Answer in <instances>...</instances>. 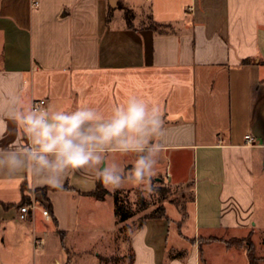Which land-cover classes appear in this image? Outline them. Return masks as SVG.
<instances>
[{
    "label": "crops",
    "instance_id": "1",
    "mask_svg": "<svg viewBox=\"0 0 264 264\" xmlns=\"http://www.w3.org/2000/svg\"><path fill=\"white\" fill-rule=\"evenodd\" d=\"M9 88L46 107L108 109L137 94L159 109L155 178L184 193L164 217L115 220L130 230V264H186L193 252L203 264L201 251L207 264H249L245 248L200 238L250 233L264 264V0H0V103ZM22 137L8 121L0 147ZM98 182L74 171L58 190L0 168V264H78L68 238L104 230L96 209L113 202L92 194ZM23 199L39 204L27 220Z\"/></svg>",
    "mask_w": 264,
    "mask_h": 264
},
{
    "label": "clouds",
    "instance_id": "2",
    "mask_svg": "<svg viewBox=\"0 0 264 264\" xmlns=\"http://www.w3.org/2000/svg\"><path fill=\"white\" fill-rule=\"evenodd\" d=\"M8 121L25 141L0 147V168L9 175L31 172L35 183L59 190L69 173L81 171L113 191L138 190L145 199L156 191L163 119L137 94L108 109L93 103L64 109L26 103L9 88L0 103V139ZM186 264H199L195 252Z\"/></svg>",
    "mask_w": 264,
    "mask_h": 264
},
{
    "label": "rangeland",
    "instance_id": "3",
    "mask_svg": "<svg viewBox=\"0 0 264 264\" xmlns=\"http://www.w3.org/2000/svg\"><path fill=\"white\" fill-rule=\"evenodd\" d=\"M122 14V13H118ZM120 16V15H119ZM154 183L156 185V191L151 195L150 198L146 199L149 203V208L147 211H151L153 208L160 204H164V201L170 200L171 198L179 197L183 195L184 191L182 188L180 189V185L174 186L170 182L165 179L158 180L154 178ZM188 185V184H186ZM104 186V185H103ZM185 186V185H184ZM105 189L109 190L111 193L114 191L110 188L104 186ZM123 192V196L127 198L133 206L141 197L139 196L138 190H121ZM164 192V196L167 198L161 201V193ZM106 203H103L101 208L96 209L97 215H101L99 218L100 227L104 228V230H98L95 228H82L76 233L70 235L68 238V245L72 244L76 250L81 251L80 257H78V264H130V249H127V236H129L130 230L128 229V225L119 224L117 230H115V213L112 212L110 217V200L112 208L115 206L114 198L113 202L111 197H108ZM126 233H125V232ZM121 232V233H120ZM117 235H119L117 239ZM234 242V246L237 248H245L247 254L250 250H252L257 258L259 252L257 250V243L255 239L252 237L251 233L243 236L229 237L224 238ZM66 249L70 252L68 255V259L72 262L77 257H74V252H72L68 247ZM264 253V250H262ZM59 259L64 260L66 254L62 251L58 252ZM99 253V257L97 255ZM74 258V259H73ZM264 259V258H263ZM33 264V263H29Z\"/></svg>",
    "mask_w": 264,
    "mask_h": 264
},
{
    "label": "trees",
    "instance_id": "4",
    "mask_svg": "<svg viewBox=\"0 0 264 264\" xmlns=\"http://www.w3.org/2000/svg\"><path fill=\"white\" fill-rule=\"evenodd\" d=\"M125 15H126L127 23L131 27L132 19H133L132 12L129 9H127ZM167 26H168L167 24H160V23L151 24V27L157 30H163V27H167ZM110 193L111 192L105 189L100 181L98 182L96 189L92 192V194L95 195L97 198H104L107 194ZM112 194L115 203L114 213L118 223L125 222L128 219L135 216L139 211L146 210L149 208V203L142 196L135 203V206H133L132 203L127 198H125V196H123V192L121 190H115ZM161 195H162L161 201L167 198V196H164V192H162ZM28 202H29L28 200L23 199L22 202L20 203V206ZM164 216H166V213H165L164 204L162 203L156 206L155 208H153L150 212L146 213L143 217L146 218V217H164ZM200 240L202 243L212 240H220L229 247H235L233 241L224 238L211 236V237H202L200 238ZM248 257H249V264H257L260 261V259L255 256L252 250L249 251ZM201 260L203 264H207L204 258L203 251H201Z\"/></svg>",
    "mask_w": 264,
    "mask_h": 264
},
{
    "label": "built area",
    "instance_id": "5",
    "mask_svg": "<svg viewBox=\"0 0 264 264\" xmlns=\"http://www.w3.org/2000/svg\"><path fill=\"white\" fill-rule=\"evenodd\" d=\"M38 2H39V0H33V5H37ZM33 104H39L41 106L46 107L47 100L44 98L36 99L33 101ZM246 139H247L248 143H253V138L250 134L246 135ZM38 208H39V204L35 199L31 200L28 203L22 204L19 208V218L22 220H27L30 217V215L33 214ZM43 214H44V216L49 218L50 217L49 209L44 208ZM54 264H62V263L59 261H56Z\"/></svg>",
    "mask_w": 264,
    "mask_h": 264
}]
</instances>
